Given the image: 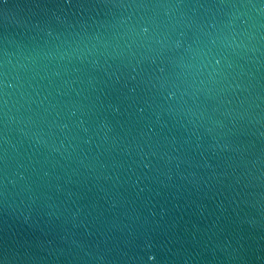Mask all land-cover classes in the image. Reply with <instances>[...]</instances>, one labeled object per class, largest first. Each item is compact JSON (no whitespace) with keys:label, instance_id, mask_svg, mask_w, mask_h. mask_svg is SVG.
Listing matches in <instances>:
<instances>
[{"label":"water","instance_id":"95a60500","mask_svg":"<svg viewBox=\"0 0 264 264\" xmlns=\"http://www.w3.org/2000/svg\"><path fill=\"white\" fill-rule=\"evenodd\" d=\"M0 264H264V0H0Z\"/></svg>","mask_w":264,"mask_h":264}]
</instances>
